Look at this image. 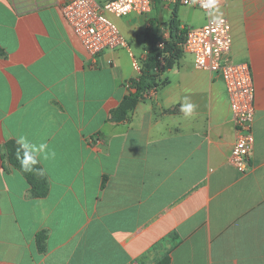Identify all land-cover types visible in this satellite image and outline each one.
Listing matches in <instances>:
<instances>
[{"label": "crops", "instance_id": "1", "mask_svg": "<svg viewBox=\"0 0 264 264\" xmlns=\"http://www.w3.org/2000/svg\"><path fill=\"white\" fill-rule=\"evenodd\" d=\"M65 1L0 0V264H264V0H218L211 14L230 22L227 60L252 69L248 172L229 162L222 80L184 51L155 98L122 121L110 116L140 75L132 59L142 66L145 34L173 10L191 27L206 14L192 26L179 12L190 20L195 10L160 0L112 18L127 48L92 60L62 17ZM10 140L39 164L46 197H31L10 165Z\"/></svg>", "mask_w": 264, "mask_h": 264}, {"label": "built area", "instance_id": "2", "mask_svg": "<svg viewBox=\"0 0 264 264\" xmlns=\"http://www.w3.org/2000/svg\"><path fill=\"white\" fill-rule=\"evenodd\" d=\"M179 4L206 14L201 26L181 25L184 29L182 50L189 54L197 70L218 76L225 88L231 111L234 141L229 154L230 164L239 172L251 169V156L255 142V86L248 62H229L226 55L232 44L231 25L223 16H212L214 10L203 8V0H162ZM152 0H66L62 17L78 38L92 60L106 50L127 48L126 40L112 18L130 14H148ZM169 32H163L158 47H162ZM133 67L140 71L139 63L132 59ZM156 89L144 93L143 98H155Z\"/></svg>", "mask_w": 264, "mask_h": 264}, {"label": "trees", "instance_id": "3", "mask_svg": "<svg viewBox=\"0 0 264 264\" xmlns=\"http://www.w3.org/2000/svg\"><path fill=\"white\" fill-rule=\"evenodd\" d=\"M152 4L157 8L160 0H152ZM166 30L169 32L168 38L164 40L162 47H158V43L162 40L163 32ZM184 33V29L181 28V22L177 17V12L173 10L167 26L158 29V31L155 30L152 34H145L149 50L142 61L140 75L137 80L130 82L128 94L124 96L117 108L110 112L112 120H124L128 112L134 109L138 102L143 100L144 93L151 89H157L165 83V80H162L161 77L183 53L181 45L184 41ZM0 56H2L1 50ZM2 149L10 165L25 178L31 197H46L48 188L44 180L38 176L40 167L37 161L13 140L7 141ZM42 236V234L36 236L39 251L42 250L40 245ZM157 264H168V259L164 258Z\"/></svg>", "mask_w": 264, "mask_h": 264}, {"label": "clouds", "instance_id": "4", "mask_svg": "<svg viewBox=\"0 0 264 264\" xmlns=\"http://www.w3.org/2000/svg\"><path fill=\"white\" fill-rule=\"evenodd\" d=\"M218 0H203L202 7L215 10L217 8ZM181 111L185 114L186 117H191L194 111V106L192 104H184L181 108ZM46 146V145H45ZM52 155L54 156L55 153L53 152ZM29 159H31L29 157ZM27 163V161H25Z\"/></svg>", "mask_w": 264, "mask_h": 264}, {"label": "rangeland", "instance_id": "5", "mask_svg": "<svg viewBox=\"0 0 264 264\" xmlns=\"http://www.w3.org/2000/svg\"><path fill=\"white\" fill-rule=\"evenodd\" d=\"M179 13H180L179 14V17L181 19H183L184 21L189 22V25L198 26V25H201L203 23L204 15H203L202 12H200L198 10H195L194 13H193V15L190 16L191 17L190 20H188L189 17H188L187 14H185L186 12H185V10H182V8L180 9V12ZM138 39H141V37L139 36ZM135 45H136V43H135ZM134 48H135V46H134Z\"/></svg>", "mask_w": 264, "mask_h": 264}]
</instances>
